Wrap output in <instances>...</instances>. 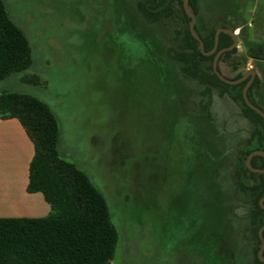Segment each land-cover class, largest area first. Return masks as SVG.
<instances>
[{
	"label": "rangeland",
	"instance_id": "374dc122",
	"mask_svg": "<svg viewBox=\"0 0 264 264\" xmlns=\"http://www.w3.org/2000/svg\"><path fill=\"white\" fill-rule=\"evenodd\" d=\"M138 1L6 0L13 20L30 40L33 65L1 80L0 91L31 94L54 112L60 126V154L84 170L110 204L120 234L111 264H214L215 251L210 253L208 244L232 239L240 264H254L261 244L249 228L252 196L232 178L255 126L231 98L220 97L216 89L211 93L215 131H221L219 177L229 216L224 222L228 236L221 237L214 231L216 225L201 221L198 214L209 210L201 203L205 195L196 188L192 125L188 127L186 117L171 103L173 80L168 71L152 68L144 56L145 42L121 28L125 15L120 2L123 12L136 17ZM184 24L176 3L171 15H164L153 29L169 50ZM236 57L237 70L220 61L226 77L259 68L244 46ZM173 68L184 89L185 108L193 113L198 100H207L205 88ZM33 76L38 80H30ZM255 95L264 106V84ZM207 130L212 139L214 129Z\"/></svg>",
	"mask_w": 264,
	"mask_h": 264
},
{
	"label": "trees",
	"instance_id": "16d2710c",
	"mask_svg": "<svg viewBox=\"0 0 264 264\" xmlns=\"http://www.w3.org/2000/svg\"><path fill=\"white\" fill-rule=\"evenodd\" d=\"M247 1L249 0H204L209 7L218 11V17L203 16L202 0H189V6L197 15L195 30L202 37L206 52L213 49L218 28L235 30L243 26L238 37L247 49V57L259 67L254 69H260L264 77V41L251 40L249 31L240 23L241 7ZM176 3L180 5L185 24L176 43L168 50L164 47L163 37L153 28L164 15H171ZM119 7L120 12L125 15L121 19V28L131 32L134 38L143 40L146 44L144 56L149 57L152 68L161 73L168 71L173 80L174 96L171 103L176 111L180 109L186 117L188 127L192 125L193 133L189 132V137H192L196 160V188L200 196L205 195L201 203L208 206L209 210L207 213L198 214L201 221L213 222L216 225L214 231L221 237L228 236L224 222L229 216L224 204L225 185L219 177L223 154L217 141L221 139V131H215L218 124L211 108V93L216 89L220 97L231 98L243 116L254 124V129L245 140L239 156V166L232 180L242 192L252 196L248 213L249 228L261 244L259 230L264 225V208L260 199L264 196V173L251 171L246 160L252 151L264 150V119L244 100L243 89L248 79L238 84H229L213 69L216 52L229 47L233 43L232 36L225 32L220 33L217 51L206 55L191 33V18L185 11L183 0H139L136 17L123 12L121 2ZM229 17L235 19L236 25L229 23ZM144 27L153 30L151 33L143 32ZM32 51L29 38L12 20L6 0H0V81L29 69L33 65ZM238 52V46L225 51L221 54L219 63L225 60L237 70ZM219 63L218 69L222 73ZM174 65L182 76L200 81L205 88L204 97L207 100H198L193 113L185 108V101L181 97L184 89L175 79ZM246 70L247 68L237 72L230 79L240 78ZM263 77L257 73L248 90L252 103L262 110L264 106L257 100L255 92L262 88ZM30 80L37 81L38 78L33 76ZM0 117L19 119L32 139L35 153L30 163L27 189L29 192H41L51 206L50 214L45 217H0V264L111 262L116 255L120 234L112 219L110 204L104 192L92 182L89 175L60 154V126L48 104L31 94L1 90ZM208 126L216 134L212 139L208 137ZM251 164L255 168L264 169V156H253ZM235 246L236 241L233 239L229 243L223 240L221 244L213 241L208 244V249L212 254L215 251L216 264L217 261L222 264H240ZM217 248L219 253H216ZM259 249L260 247L255 251L254 264H264L258 256Z\"/></svg>",
	"mask_w": 264,
	"mask_h": 264
},
{
	"label": "crops",
	"instance_id": "0c3cea01",
	"mask_svg": "<svg viewBox=\"0 0 264 264\" xmlns=\"http://www.w3.org/2000/svg\"><path fill=\"white\" fill-rule=\"evenodd\" d=\"M201 4L202 11L210 14L209 17L220 16L207 3ZM260 7H264V0H249L241 7L240 23L249 31L250 39L256 41H264V13L260 12ZM227 20L231 25H236L234 18ZM242 27L233 30L239 35ZM237 46H244L240 38ZM250 61L253 60L250 58ZM248 67H252L250 62ZM257 73L260 74V71ZM34 153V143L20 120L0 117V217L38 218L50 214L51 206L44 195L27 189Z\"/></svg>",
	"mask_w": 264,
	"mask_h": 264
},
{
	"label": "water",
	"instance_id": "95a60500",
	"mask_svg": "<svg viewBox=\"0 0 264 264\" xmlns=\"http://www.w3.org/2000/svg\"><path fill=\"white\" fill-rule=\"evenodd\" d=\"M183 4H184V8H185V11H186L187 15L191 18V21H190L191 33L195 37V39L198 40L200 49H201V51L204 54L211 55V54H213V53H215L217 51L220 33L225 32V33H228V34H230L232 36L233 43L229 47L223 48V49L218 50L216 52V55H215L214 61H213L214 72L224 82L229 83V84H238V83L248 79L246 84H245V86H244V89H243L244 100H245L246 104L249 107H251L252 109L257 111L264 119V110H262L261 108L256 106L254 103H252V101L250 100L249 95H248L249 87L253 83V81H254V79H255V77L257 75V71L255 69H253V68L247 69L246 72L240 78L234 80V79H230V78L226 77L225 75H223L218 69V63H219V58H220L221 54L224 53L225 51L232 50L234 47H236L238 45V42H239L238 35L235 33V31L233 29L226 28V27L218 28L217 31H216V34H215V45H214L212 50L206 52L205 51L204 41H203L202 37L195 30V25H196V21H197V15L190 8L189 0H183ZM255 155H263L264 156V150H260L259 149V150L252 151L247 157V160H246L247 166H248V168L251 171L264 173V169L255 168V167L252 166L251 159ZM260 204L264 208V196L260 199ZM263 231H264V225L259 230V237H260V240H261V247H260V249L258 251V256H259L260 260L264 262V237H263ZM107 264H111V262H108Z\"/></svg>",
	"mask_w": 264,
	"mask_h": 264
}]
</instances>
